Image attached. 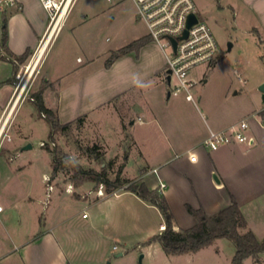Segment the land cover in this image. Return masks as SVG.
<instances>
[{"label": "rangeland", "instance_id": "1", "mask_svg": "<svg viewBox=\"0 0 264 264\" xmlns=\"http://www.w3.org/2000/svg\"><path fill=\"white\" fill-rule=\"evenodd\" d=\"M20 1L23 7L6 15L8 32L17 40L32 39L31 33L35 35V31H40V27L48 22V14L40 0ZM194 1L199 18L208 23L219 43L217 59L198 65L191 71L196 80L192 93L200 110L208 116L205 100L247 101L248 89H253L263 101L260 86L264 81L258 82L264 78V44L253 30L258 26L253 12L241 0ZM27 24L30 29L25 27ZM136 29L148 32L145 23L137 17L131 0H76L63 31L47 52L43 70L31 79L32 94L48 87L44 91V100L47 106L55 109L58 92L52 65L58 61L59 66L61 60L66 62L67 66L63 62L59 66L60 72H64L69 62L79 64L78 56L85 60L87 57L100 60L104 58L102 52L110 50V57L116 45L133 41ZM63 47L67 48L64 52ZM37 48L38 45L30 49L27 58L16 68L29 63ZM3 62L0 59V63ZM3 64L8 68L12 66L8 61ZM5 73L11 75L12 70H5ZM175 82L173 78L171 85ZM8 91L10 87L6 89L7 95ZM235 91L239 92L236 96L233 95ZM198 96L202 98L198 99ZM181 97L163 101L166 114H159L162 125H165V118L170 115L175 100L182 101ZM119 100L92 112L81 125H73L65 132H54L53 136L52 127L38 104L30 99L22 103L12 126L13 140L0 153V203L5 208L0 215V255L21 246L24 234L31 238L33 234L40 233L41 236L43 232L54 229L74 264H232L236 247L228 238L217 239L196 253L166 255L159 241L146 243L160 233V223L164 221L155 205L125 189L118 195L109 193L97 197L96 189L101 183L97 186L95 182L86 181L77 185L71 178L73 171L54 173L53 154L42 142L50 149L72 157L85 169L101 171L105 165L109 166L112 178L122 168V177L132 180L146 174L144 179L149 186H157L158 178L165 180L164 167L150 163L141 149L134 145L136 136L144 137V147L149 153L151 142H156L163 135L159 124L154 120L144 125L138 122L130 124L128 116H123L125 103L134 112L137 107L132 103L138 104L142 99L131 94L128 103ZM145 101L153 106L154 101L157 103L151 91L147 92ZM143 117L150 119L147 113ZM149 133H153L152 138L147 136L145 139ZM162 139L164 141V137ZM28 144L32 147L24 148ZM95 144L99 146L95 151L102 154L101 159H97L95 153L85 151L87 146ZM155 145L157 143L152 147ZM153 168H157L156 172ZM44 175L50 176L54 184L50 197L47 196ZM90 190L93 193L88 195ZM182 210L186 218L195 222L187 209L182 207ZM181 215L178 213L179 218H175L178 230L194 224L185 222ZM120 252L123 254L118 255ZM244 264H264V252L258 259L246 258Z\"/></svg>", "mask_w": 264, "mask_h": 264}, {"label": "crops", "instance_id": "2", "mask_svg": "<svg viewBox=\"0 0 264 264\" xmlns=\"http://www.w3.org/2000/svg\"><path fill=\"white\" fill-rule=\"evenodd\" d=\"M241 1L246 8L253 12L259 26H254L253 30L264 44V0ZM46 26L47 23L44 27H40V31L36 30L35 35L31 33L32 39L27 40H17L14 35H10L8 32V47L18 55L23 54L28 48L36 47ZM25 27L30 29L28 24ZM148 35V32L144 33L136 29L132 40ZM56 37H53L49 42L34 69L33 76L40 75L43 70L44 59ZM129 43L116 45L114 47L116 49L113 51H117ZM65 50L67 48L63 47L62 52ZM109 52L110 50H104L102 52L104 58H100V60L89 57L85 60L78 56L79 64L69 62L68 69H65L64 72H60L59 66L62 65V62L67 66L66 62L61 60L59 66L58 61L52 65L51 70L57 82L55 88L58 92V99L54 101V105L60 121L65 123L82 114H86L88 118L92 112L104 106L113 105L116 100L120 99L119 101L122 103L126 102L131 94L140 97L142 102L132 103V106L137 107L134 112L129 110L125 103L123 116H128L132 125H135L136 122L144 125L152 120L159 124L163 135L159 134L160 139L151 142L149 153L144 147V137L136 136L134 145L141 149L150 163H155L161 168L164 167L165 180L158 178L157 186L151 185L154 187L149 186L144 179L146 174L137 180L144 181L151 188H157L160 181L164 182L166 186L162 192L165 194L176 220L179 218L178 213H182L181 218L190 224L194 220L186 218L182 212V207L187 209L186 204L195 208L203 207L211 215L228 206L235 199L247 220L248 227L255 232L258 238L263 239L264 99L261 101L253 89H248L247 101L205 100L204 107L208 114L206 116L198 107L197 102L188 100L184 93L170 95L168 86L170 84L164 78L165 55L161 47L154 41L150 40L145 43L137 52L131 51L119 55L110 65H107ZM0 59L4 62L8 61ZM3 63H0V107L9 98L12 90L11 80L16 72L14 70H18L14 68L13 63L11 68L4 66ZM5 70H12L11 75H7ZM263 81L264 78L260 79L258 84ZM8 87H10V91L7 95ZM47 89L48 87L45 88V90ZM148 91H151L157 100V103L154 101V106L145 101ZM237 94L239 92L235 91L233 95ZM179 95H182V101L175 100L170 115L165 118V125H162L159 114H166L163 109V101H170L172 97ZM228 96L229 93L226 95L227 99ZM201 98L198 96V99ZM132 106L130 107L132 108ZM144 113L150 116L149 120L144 119ZM135 114L137 115L135 116ZM242 119L249 120L250 128L247 134L251 137L250 141L232 142L217 150H210L202 146V141L208 136L210 129L223 130ZM152 134L146 135L145 139L147 136L149 139L152 138ZM161 137H164V141L161 140ZM153 143H157V145L152 147ZM188 151L197 153V162L190 161ZM153 156L157 158L153 159ZM153 170L156 172L157 168H153ZM215 173L220 182L214 180L213 174ZM131 193L137 196L135 193ZM193 217L195 224L197 219L195 216ZM164 227L163 221L160 223L161 231ZM21 239L23 241L21 246L0 255V264H74L54 229L43 232L41 236L40 233L33 234L31 238L24 234Z\"/></svg>", "mask_w": 264, "mask_h": 264}, {"label": "built area", "instance_id": "3", "mask_svg": "<svg viewBox=\"0 0 264 264\" xmlns=\"http://www.w3.org/2000/svg\"><path fill=\"white\" fill-rule=\"evenodd\" d=\"M40 1L48 14L47 26L29 63L21 65V68L14 72L11 93L6 103L1 106L0 153L13 140L12 126L19 107L27 99L35 101L31 85L35 68L33 70H30V68L42 44L48 39L51 41L62 30L76 0ZM131 1L135 4L137 17L147 26L152 41L157 43L164 52L166 59L165 70H171V83L173 78L176 79L173 86L170 83V95L184 93L188 100L196 103L197 100L192 93L196 80L191 76V71L198 65L214 61L219 53V43L208 23L199 18L195 1ZM22 7L23 4L20 0H0V23L9 12ZM191 14H195L198 20L188 26ZM185 31H187V36H184ZM173 39H176V45H174ZM168 48L170 52H168ZM5 60L9 61V57L6 56ZM239 78L244 83L246 82L241 76ZM43 115L45 116L44 113ZM249 128V120L242 119L223 130L210 129L208 136L202 141V146L210 150H217L221 146L232 142L250 141L251 137L247 134ZM52 143L55 144V142ZM42 145H45V142H42ZM188 153L191 162L198 161L195 151H188ZM44 180L47 183V196L50 197L52 191H54V184L48 175H44ZM165 186L166 184L160 181L158 188L162 191ZM71 188L72 185L69 186V191H71ZM123 189L125 187H119L112 194L118 195L119 191ZM91 193H93L92 190L88 194ZM106 194L109 193L106 192L104 184L101 183L96 189V195L97 197H104ZM4 210V206L0 203V213Z\"/></svg>", "mask_w": 264, "mask_h": 264}, {"label": "trees", "instance_id": "4", "mask_svg": "<svg viewBox=\"0 0 264 264\" xmlns=\"http://www.w3.org/2000/svg\"><path fill=\"white\" fill-rule=\"evenodd\" d=\"M150 40H152L150 35L144 36L117 51H113L107 60V65H110L121 54L131 51L137 52L142 45ZM0 50L4 54L0 53V57L6 59V56H8L14 68H16L19 62H23L27 58L30 51L28 48L23 54L18 55L8 47V20L6 16H4L0 23ZM44 90L45 88L35 92L34 96L39 109L45 114V118L52 127L51 136H53L54 132H65L71 129L73 125H81L85 121L86 114H82L74 120L62 123L57 111L46 106L44 102ZM43 146H47L53 154L54 173L59 170L66 172L73 171L71 178L76 181L77 185L86 181L95 182L97 186L103 183L107 193H112L119 187L125 186V190L135 193L145 202L158 207L164 217L165 227L146 243L159 241L167 255L196 253L220 238H228L234 242L236 251L232 258V264H244V260L248 257L258 259L259 255L264 252V238H258L255 232L248 227L247 220L235 199L228 206L211 215L203 207L195 208L190 204H186L187 211L196 217L197 222L189 228L177 230L175 228V215L172 208L165 194L158 187L151 188L144 181L122 177V168L118 170L114 178L110 176L109 166L107 165L101 171H96L93 168L85 169L75 162L72 157L62 155L57 149H50V146L46 143ZM98 148L99 146L95 144L87 146L85 151L88 154L95 153L96 158L101 159L102 154L95 151Z\"/></svg>", "mask_w": 264, "mask_h": 264}, {"label": "water", "instance_id": "5", "mask_svg": "<svg viewBox=\"0 0 264 264\" xmlns=\"http://www.w3.org/2000/svg\"><path fill=\"white\" fill-rule=\"evenodd\" d=\"M197 20H198L197 16L195 14H191L190 17H189V20H188V26H190L193 23L197 22ZM184 36H187V31H185ZM176 42H177L176 39H173L174 45H176ZM166 72H167L166 79H167L168 83L170 84L171 83V70H167ZM260 90L262 92L263 99H264V83L260 86ZM30 147H32V145L31 144H28L24 148H30ZM213 177H214V180L216 182H220V179L218 178V176H217L216 173L213 174ZM122 254L123 253L120 252L118 255H122ZM142 257H143V255H141L140 261L142 260Z\"/></svg>", "mask_w": 264, "mask_h": 264}, {"label": "bare ground", "instance_id": "6", "mask_svg": "<svg viewBox=\"0 0 264 264\" xmlns=\"http://www.w3.org/2000/svg\"><path fill=\"white\" fill-rule=\"evenodd\" d=\"M49 41H50V39H48L47 41H45V42L42 44V47H41L39 53L37 54V57H36V59L34 60L32 66H31V68H30V70H33V69L37 66L39 60L41 59L42 55L44 54L45 49L47 48V46H48V44H49Z\"/></svg>", "mask_w": 264, "mask_h": 264}]
</instances>
